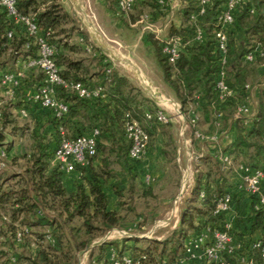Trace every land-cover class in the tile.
I'll use <instances>...</instances> for the list:
<instances>
[{"label": "trees", "instance_id": "16d2710c", "mask_svg": "<svg viewBox=\"0 0 264 264\" xmlns=\"http://www.w3.org/2000/svg\"><path fill=\"white\" fill-rule=\"evenodd\" d=\"M106 1L111 3V10L115 14L122 15L117 11L116 0ZM223 1L210 0L201 5L198 0H183L180 24H170L165 34L178 36L181 40L182 48L174 63H170L163 52L161 39L149 32L146 40L153 48L163 82L173 91L187 122L190 123L189 105H193L194 112L198 115L196 126L193 127L190 123L194 141L206 142L194 137L195 129L204 134L233 130L228 143L223 147L216 145L214 149L227 154L236 163L264 170V86L259 88L254 115L248 124L243 122L242 117L236 116L237 104L246 92H250L245 85L251 86L249 80L256 76L258 66L264 62V55L261 56L258 52H255L252 61L244 59L246 53L257 47L264 53V0H245L234 13L233 22L227 29L225 81L233 89L234 95L225 105L220 103L214 87L221 66L214 33L218 29V7ZM149 2L151 0H136L134 8ZM154 5L155 9L162 10L158 0H154ZM202 6L204 11L200 13ZM16 8L22 14L35 17L41 31H51L49 41L56 47L57 65H65L60 69L64 78L82 82L88 87L104 88V97L88 99L58 87V98L69 105L68 112L61 118L55 117L49 109L40 108L36 112L31 109L28 119H20L12 112L19 101L11 103L0 97V150L3 149L8 156L14 140L10 137L27 136L32 140L30 149H25L20 155L27 164L22 171L11 170L6 177H1V171H7L8 167L5 164L0 170V208H4L3 215L7 216L3 223L4 230L1 231L6 236L4 243L13 249L11 254L16 255L14 264H20L23 260L27 264H76L77 254L96 237L112 228L122 227L124 217L121 212L124 206L133 209L125 201V197L129 198L128 194L135 189L136 165L139 161H133L128 156L130 142L125 137L122 118L128 111L142 120L144 110H153L144 104L146 98L127 76L120 74L115 67L109 68L110 62L104 64V69L101 66L96 71H90V60H72L58 51L59 46H68L63 39L70 37L76 29L74 25L68 29L65 27L67 24H74V19L64 8L62 0H16ZM144 14L151 16L143 13L139 18ZM192 15L194 18H191ZM197 28L202 31L201 40L195 39ZM13 29L15 33L8 38V31ZM30 42L31 38L19 31V27L7 16L5 10L0 8V70L15 72L21 67L23 60L35 56L36 46ZM74 47L72 45L69 48ZM41 80L42 73L39 70L28 69L27 77L23 79L24 88L35 86ZM218 112L222 113L219 127L215 125ZM200 117L209 121L211 130L204 132L197 127ZM45 124L44 135L49 136L47 141L43 134L40 137V127H45ZM59 124L69 130V137L89 132L92 128L100 130L96 137L98 152L89 159L86 166H78L80 180L75 182L74 191L66 188L62 179L63 172L50 165L53 150L59 140ZM159 125L147 130L149 143L152 128L156 129ZM168 139L172 140L170 137ZM172 149L174 155L171 159L175 161L177 151L175 152L174 147ZM163 153L167 155V151L163 150ZM101 154L100 162H97L95 158ZM215 154L216 151L213 154L206 152L197 159L196 180L189 196L183 200L178 224L165 238L144 239L148 243L145 247L137 245L140 240L135 236L104 241L91 252L90 264H93L91 257L95 254L94 251H97L99 262L101 254L104 257L109 248H112L116 257L129 251L128 255L133 260L141 259V264H158L163 258L170 264H177L185 257L184 246L189 237L206 226H210L212 230L222 229L225 216L212 213L213 201L226 190V178L228 175L231 178V173L222 169V163ZM114 163L119 166V170L111 167ZM111 179L114 180L110 181ZM108 181L119 210L108 208L109 196L104 190ZM201 192L204 193L203 198H200ZM3 215L0 214V219ZM263 222L262 211H254L249 206L245 217L232 221L231 233L237 240H242L246 247L255 238L262 237L264 240ZM27 225L39 228L48 226L50 231L39 233L40 248L35 252H26L27 249L18 252L12 237L17 229ZM26 234L24 232L23 248L28 244ZM46 235L51 237V241H48ZM7 249L3 250L7 252L9 259L10 251ZM249 252L257 262L260 261L259 249ZM102 264H112L110 256H105ZM227 264H234V260L227 257Z\"/></svg>", "mask_w": 264, "mask_h": 264}, {"label": "built area", "instance_id": "2783aa9c", "mask_svg": "<svg viewBox=\"0 0 264 264\" xmlns=\"http://www.w3.org/2000/svg\"><path fill=\"white\" fill-rule=\"evenodd\" d=\"M136 0H116L118 13L125 15L134 8ZM201 5L207 4L210 0H198ZM245 0H224L218 7L216 22L218 29L214 33L216 50L219 55L221 66L215 78V90L218 93L220 103L225 105L228 99L234 95L232 88L225 81L226 72L224 64L228 53V34L227 29L232 24L234 13ZM160 9L165 10L169 5V0H158ZM0 8L4 9L7 16L19 27L25 36L31 38V44L36 46V55L29 56L23 60L21 67L15 72L0 70V97L11 103L19 101L15 107V113L20 119H28L30 110L40 111V108L49 109L57 118L63 117L69 110L66 101L57 96L58 87L64 88L68 92H73L79 97L88 99H97L104 97V88L102 86L88 87L82 82L66 79L60 74V68L55 60L56 47L49 41L51 31H41L35 17L20 13L16 8V0H0ZM204 7L200 8L203 13ZM254 9L251 10L253 12ZM191 18H194L193 15ZM138 22L143 24V29L151 31L156 38L161 39L163 43L162 50L167 55L168 61L174 63L182 48L181 40L178 36L160 35V28L156 27L148 14L142 15ZM15 30H10L7 37L11 38ZM202 31L197 28L195 39L201 40ZM29 46V43L26 44ZM88 50H91L88 48ZM255 52L263 56L261 48H255L246 53L244 59L252 61ZM264 67V62H262ZM35 69L42 73V80L37 85L24 88L23 79L27 77V70ZM109 71V69H107ZM245 88L250 89L249 84ZM236 116L242 117L243 122L248 124L254 115V108L250 104V94L246 92L241 102L237 104ZM177 114H181L177 108ZM181 116V115H180ZM190 123L196 126L197 114L194 110H189ZM222 113L216 114L215 125L221 124ZM123 128L125 137L130 142L128 156L133 161H140L147 155L149 143L148 129L151 126L166 124L172 121L171 115L163 109L157 108L153 111L144 110L142 120L135 118L130 112L126 111L123 115ZM59 140L53 150L51 161L63 174L78 171V166L84 167L89 163V159L98 152L96 137L99 135L98 128H92L89 132L76 135L74 137L66 136L62 125L58 126ZM224 134V133H223ZM226 135V134H224ZM194 137L201 141L210 142L217 145L218 133H202L194 130ZM227 138V135L225 136ZM213 147V148H214ZM216 150V149H215ZM222 163V169L231 173L232 185L216 197L213 201L212 213L215 215H224L225 221L222 229L212 230L210 226L204 227L199 233L189 237L184 246L185 257L177 264L185 262H198L201 264H227V257L234 260V264H264V240L262 237L255 238L246 247L242 240H237L232 235V221L227 217L231 212V205L235 199V194H242L252 206L254 211H262L264 221V170L249 167L243 163L234 162L227 154L216 150L215 154ZM7 153L0 150V170L6 164ZM150 181V176L146 177V182ZM204 193H200V198ZM3 220L7 216H2ZM264 224V222H263ZM264 230V227H263ZM24 232L27 228L17 229L12 239L14 244L21 246L24 241ZM47 239H51L46 235ZM260 250V261L257 262L250 250ZM145 256H142L144 259ZM112 264H141V259L133 260L130 255L123 254L116 257L114 252L110 256ZM7 264L16 262V255H10ZM158 264H170L163 258Z\"/></svg>", "mask_w": 264, "mask_h": 264}, {"label": "rangeland", "instance_id": "374dc122", "mask_svg": "<svg viewBox=\"0 0 264 264\" xmlns=\"http://www.w3.org/2000/svg\"><path fill=\"white\" fill-rule=\"evenodd\" d=\"M103 1L65 0V4L71 11V16L74 19V24H67L65 27L68 29L73 25L75 26L76 29L73 30L72 35L87 31L86 25L91 24L95 25L98 33L104 32L107 38L110 39L108 44L113 51L111 61L114 63V67L120 74L127 76L135 87L141 90L146 98L144 104L149 105L152 110L161 108L172 117L171 124L159 125L156 129L154 127L152 128V134L150 133L151 141L148 149V153L149 151L150 153L136 165L135 189L131 194H128L129 198L125 197V201L133 209H128V206L122 208L121 214L124 217V221L121 224L122 227L112 228L95 238H103L108 232L117 230L118 232L108 236L104 241L117 240L122 237H127L121 233V231H125L132 236L135 235L140 240L137 245L145 247L148 244L147 240H161L165 238L178 224L180 209L184 204L183 200L189 196V191L196 180L195 167L197 159L206 153L205 150L198 151L196 149L206 146L208 142L200 143L197 140L195 142L191 137V131L187 129L183 130V121L179 116L181 115L184 118L185 116L180 107L179 111L181 114H177V109L172 106L171 101L166 100L172 99L178 102L173 91L163 82L161 68L159 67L157 59L154 57L153 48L146 40V34L149 32H144L143 34L141 32L142 23L137 22L139 15L143 13L151 14V21L154 25L160 27V35L163 36L166 34L167 27L171 23L181 20L179 11L175 10L174 13H170V8L168 11L157 10L155 9L156 5H154V0H151L149 3L138 5V7L134 8L128 14L118 15L111 10L110 2ZM124 60L130 61L134 69L128 66ZM249 83L251 84V88L258 84L261 86L264 85V75L258 71L256 76L249 80ZM148 87L154 91H150ZM253 98L255 99V97ZM189 110H194L193 105H189ZM43 126L45 127H40V137H42L41 134L44 135V130L46 129V124ZM197 127L204 132L211 130L209 121L204 117H200ZM63 128L65 129L66 136H68L67 133L69 134V130L65 126ZM44 136L45 141L49 140L48 135ZM168 137L172 140L168 139ZM184 138H191L195 142L194 152L189 151L190 157L186 155L184 150ZM13 143L17 150L12 153V158L6 161L8 170H2L1 177H6V175L10 174L11 170L22 171L23 167L27 165L20 155L25 149H30L32 140L28 137H15ZM172 147H174L175 152L179 147L180 161H173V158L171 159L174 155ZM163 150L167 151V155L163 153ZM176 155L177 152L175 153ZM101 157L102 154L97 155L95 160L100 162ZM186 163L190 166L189 169L192 171L190 175H192L188 178L186 185L182 187V169H186ZM50 165L54 166L52 161ZM111 167L119 170V166L115 163ZM140 171L142 172V178L138 174ZM145 174L150 176L149 182H146ZM113 180L111 179L110 181ZM226 180L227 187H230L233 182L230 175L227 176ZM3 213L4 208L2 207L0 208V214L3 215ZM4 222L5 220L0 219V245L5 242L6 238L4 233L1 234V231L4 230L3 227H5ZM48 231H50L48 226L40 227L41 233L45 234ZM144 239L147 240L145 241ZM94 258H98L97 251L94 254ZM78 259V264H90V258L85 260L83 255H79ZM98 260L96 261L98 262ZM8 261L7 252L0 249V264H7ZM22 262L26 264L24 260ZM146 264L152 263L147 262Z\"/></svg>", "mask_w": 264, "mask_h": 264}, {"label": "crops", "instance_id": "0c3cea01", "mask_svg": "<svg viewBox=\"0 0 264 264\" xmlns=\"http://www.w3.org/2000/svg\"><path fill=\"white\" fill-rule=\"evenodd\" d=\"M104 1H106V0H104ZM62 3L64 5V8L66 9V11L71 15V11L66 6L65 0H62ZM73 6H74V4H73ZM168 6H170V7H167L165 9L166 11H168V9L170 8V13H174L175 10H178L179 13H181L182 6H183V0H169V5ZM180 22H181V20L180 21H176L175 23H171V24L179 25ZM156 27L160 28L159 26H156ZM86 30L87 31H83V33H78L77 35H71L68 38H64L63 42L66 43L68 46H59L58 51L61 52L64 56H67V57L71 58L72 60H78V59H81V58L90 60L91 61L90 71H96L101 66H102V69H104L105 68L104 64L107 63V62L111 63V65H109V68H111V67L114 68V65H113L114 63H112V61H111L112 60L113 51L111 50V47L108 44V41L110 39L107 38V36L105 35L104 32L98 33V31L96 30V27H95L94 24L86 25ZM141 32L143 34H144V32L152 33L151 31L144 30L143 29V24L141 25ZM72 45L75 46L74 49L69 48ZM88 48H90L91 50H88ZM64 66H65L64 64H61V65H59V68L62 69V68H64ZM258 70H259V72H261L264 75V67H262L261 64H260V67L258 68ZM92 80L94 81V79H92ZM262 86H264V85H262ZM260 87H261V85H259V84L256 85V86H252V88L250 87V92H249L250 93V104H251V106L254 109H255V106H256V103H257V99H258V95H259V88ZM149 90L150 91H154L152 88H149ZM253 97H255V99ZM166 100L171 101V104H172V106H174L175 109L180 107V104L178 102H176V101H174L172 99H166ZM12 110H13L12 112H15V108H13ZM35 116L37 117V115H35ZM179 117H181L182 121H183V124H182L183 125V130L184 129L190 130L191 131V136H192V130H191L190 123H188L186 118H184L183 116H179ZM33 121H34V119H33ZM217 133H218L217 145H219L220 147H223V146H225L228 143L230 137L233 135V130L227 131V132H224V131L220 130ZM223 133L227 135V138H225L226 135H224ZM187 137H189V136H187ZM14 138L15 137H10V139H14ZM184 142H185V146H184L185 153H186V155H188V157H190L191 155L189 154V151L194 152L193 148H195V146H194L195 144L194 143L196 141L195 142L192 141L191 138H184ZM213 147H214V145L212 143L208 142L206 146L199 147L196 150H198V151L199 150H203V151L205 150V152H209V153L213 154L216 151ZM15 150H17V149L14 147V143H13L11 148L8 150V159L12 158V153ZM149 153H150V151H149ZM149 153L147 155H149ZM175 160H179V161L181 160L179 147L177 149V155L175 157ZM187 160H188V158H187ZM178 167H180V166L178 165ZM185 167H186V169H184V170L182 169V172H183V185H182V187H184L186 185V182H187L188 178L192 175V174L190 175V173L192 171H190V169H189L190 166H188L187 163L185 164ZM138 174H139L140 178H142V172L140 171ZM144 176L147 177L149 175L145 174ZM62 177H63L62 179H63V182H64L66 188L69 191H74L75 190V186H74L75 182L80 180L79 172L76 171V172L66 173V174H63ZM192 179H193V176H192ZM233 180H236V179L233 178ZM109 183H110V181H108L104 185V190L107 192V194L109 196L108 208L109 209L119 210V207L115 205L116 197L112 193V191L110 190ZM235 195H236L235 199L233 200L232 205H231V212L227 216L231 221L236 220L239 217H245L247 215L248 211H249V205H248L247 199L242 194L236 193ZM26 228H27V234L25 235V237H26V241H27L28 244L24 248L14 244L15 250H18V252H20V250L22 251L23 249H27V252L28 251L29 252H35L37 249L40 248V235H39L40 228L39 227L30 226V225H27ZM129 230H130V228H129ZM116 232H118V231L117 230H112L111 232H108L109 233L108 236H110V235H112V234H114ZM123 232H125V231H123ZM125 233H127V232H125ZM255 235L257 237L258 234L256 233ZM98 239H100V238H98ZM49 240L51 241V239H48V241ZM95 240H97V239H95ZM95 240H93L91 242V244ZM100 244H98V245H100ZM98 245L93 246L89 250H88V247H89L88 246L82 252L78 253L77 254V262H79V259H78L79 255L80 256L83 255L85 260L90 258L91 252ZM0 248H3V249L4 248L5 249L8 248L7 250L10 251L9 255H12L11 252L13 251V249L9 248L6 243H1ZM95 252L96 251H94V253ZM113 252L114 251L112 250V248L107 249L104 257L106 256V257L109 258V256H111V254ZM124 254H129V251H125ZM104 257L101 254L100 261L96 262L95 264H102L104 262ZM96 260L97 259L94 258V254H93V257H91V262L94 263ZM80 262H81V260H80ZM83 262H84V260H83ZM21 264H24V263L21 262ZM180 264H201V263H198V262H185V263H180Z\"/></svg>", "mask_w": 264, "mask_h": 264}, {"label": "water", "instance_id": "95a60500", "mask_svg": "<svg viewBox=\"0 0 264 264\" xmlns=\"http://www.w3.org/2000/svg\"><path fill=\"white\" fill-rule=\"evenodd\" d=\"M124 62H125L128 66L132 67V69H134L133 66H132V63H131L130 61H128V60H124ZM133 71H134V70H133ZM121 233H122V234H125L127 237H132V235L129 234V233H125V232H123V231H121ZM108 234H109V233H108ZM108 234H107L105 237H103V238H100V239L95 240V241H94V242L88 247V250L91 249L93 246L102 243V242L105 240V238L108 237Z\"/></svg>", "mask_w": 264, "mask_h": 264}]
</instances>
